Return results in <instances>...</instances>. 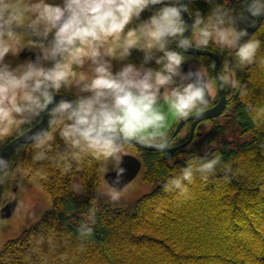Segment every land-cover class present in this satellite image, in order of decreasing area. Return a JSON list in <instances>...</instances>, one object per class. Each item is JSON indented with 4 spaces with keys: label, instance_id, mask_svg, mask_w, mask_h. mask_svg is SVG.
I'll use <instances>...</instances> for the list:
<instances>
[{
    "label": "clouds",
    "instance_id": "clouds-1",
    "mask_svg": "<svg viewBox=\"0 0 264 264\" xmlns=\"http://www.w3.org/2000/svg\"><path fill=\"white\" fill-rule=\"evenodd\" d=\"M205 2L211 9L206 17L192 11L196 0H0V188L8 187L15 199L28 191L25 177L33 187L44 188L52 182V170L66 178L94 163L103 164L105 176L115 173L114 185H120L126 175L125 146H148L166 155L173 147L170 119L202 118L217 93L205 63L183 72L190 50L214 46L218 53L227 52L231 59L224 61L216 83L225 93L238 90L246 101L249 89L236 74L256 65L264 47L247 31L264 17V0H243V10L230 7L231 0ZM145 12L151 17L141 21ZM25 50L35 54L34 61L15 67L7 62ZM134 52L143 57L138 66L130 62ZM65 94L74 99L56 103L55 97ZM247 109L253 124L264 128V109L251 103ZM45 116L47 129L29 135ZM20 140L29 146L31 159L13 167L3 153ZM221 164L218 153L187 159L163 191L189 199L197 177L207 185ZM231 171L224 166L227 183ZM71 188L81 192L79 185ZM109 189L111 202H118L123 189ZM31 218L39 220L34 212ZM94 224V213L79 223L81 241L93 235ZM33 240L22 264H49L58 253L61 264H67L69 254L62 250L67 241L43 232ZM0 264H15V259L0 256Z\"/></svg>",
    "mask_w": 264,
    "mask_h": 264
},
{
    "label": "trees",
    "instance_id": "trees-1",
    "mask_svg": "<svg viewBox=\"0 0 264 264\" xmlns=\"http://www.w3.org/2000/svg\"><path fill=\"white\" fill-rule=\"evenodd\" d=\"M254 36L264 43V24ZM262 63L264 47L256 65L237 72L250 95L244 101L238 90L233 91L226 127L210 128L189 150L175 154L174 166L167 164V155L144 154L143 182L153 189L135 202L122 198L111 202L101 189V163L66 178L52 170V182L40 188L51 197V209L9 241L0 256L22 264L33 237L43 232L67 241L62 249L69 254L67 264H264V128L253 124L247 109L248 103L264 109ZM56 143L63 148L58 137ZM217 153L222 164L216 176L207 185L197 177L189 186V199L163 191L187 159ZM30 159L29 146H23L11 163L24 167ZM224 166L232 169L230 183L223 179ZM72 185H79L81 192H73ZM90 213L95 216L93 235L81 241L79 223ZM49 264H61L59 253L49 258Z\"/></svg>",
    "mask_w": 264,
    "mask_h": 264
},
{
    "label": "flooded vegetation",
    "instance_id": "flooded-vegetation-1",
    "mask_svg": "<svg viewBox=\"0 0 264 264\" xmlns=\"http://www.w3.org/2000/svg\"><path fill=\"white\" fill-rule=\"evenodd\" d=\"M218 2L222 4L223 0H218ZM242 5H243V0H231L230 7L237 8L238 10H243ZM191 7H192V11L193 12H199L205 17L207 15H209L210 10H211L210 6L205 2V0H196V3H194ZM150 17H151V13L150 12H145L141 16V21H146ZM184 19L189 24L191 23V19H190V17L187 14H184ZM260 19L261 18L257 19L256 25L259 23ZM241 27L244 28L246 26L245 25H241ZM248 28L249 27H247V29ZM186 34H185L186 36H189L190 32L186 33ZM193 51H196V52H199V53H205L207 55L206 56L193 55V54L190 53V52H193ZM190 52L186 53V55H188L190 57V59L185 65L182 66L183 72L185 74H187L189 71H193L194 72V71H196L199 68L200 62H203V63H205L206 66H208L210 79L212 80L214 86L217 88V93H216L215 97L212 98V100L210 102V106H209V108L206 111V112H209L210 110H212V109H214L215 107L218 106V104L220 103V101L222 99V95H223V91L219 90V85L216 83V75H215L216 67L219 64L218 65V73L222 74L223 71H224V67H223L224 61L225 60H230L231 57L229 56V54L227 52L222 53V54L218 53L214 46H210L208 50L197 51V50L193 49V50H190ZM29 59L34 61L35 60V54L29 52L28 50H25L19 56V63H24V62L28 61ZM142 59H143V57H142L141 53L134 52L132 57H131V59H130V62H132V63H134V64H136L138 66L142 62ZM216 59H218V62H217ZM17 62H16L15 59H12V61H11L12 64H15V63L18 64ZM150 66L153 67L154 69L156 68L155 64L150 65ZM114 70L118 71L119 70V65H115L114 64ZM232 94H233V92L231 93V95ZM231 95H229V92H228V95H227V101L228 102H227V106L225 108V111H224L223 115L221 117H219V118H216V119L200 122L199 124H197L195 126L194 133H193V127L195 125L194 122L185 123L182 126V128H181V130L179 132H178L177 129H178L180 124H182L186 120H189V119H191L192 117H195V116L189 117V118H187L185 120H177L176 118H172L171 120L174 119L175 121H173L171 123L172 125L168 129V135H169V137L171 138V140L173 142V147L171 149H169L168 151H174L175 150V152H173L170 155H167L166 159L174 158L175 154H182V153L186 152L187 150H189V148L192 146V144L195 141H197L198 139L202 138L203 135L205 133H207V131L210 129V125L212 123H214L215 121H217V120L221 119L222 117H224L228 113V110L230 108V96ZM57 96L69 97L71 99H74V97L71 94L57 95ZM191 137H193V141H191V143L186 147L185 145H187L189 143ZM25 146H27V145H25ZM21 147H23V146H21ZM145 153H147V152L143 151V150H140V149L136 148L135 146H131V147L125 146V151H124L123 155L125 157V156H130V155H133V154L134 155L142 154L141 157H140L142 159L144 157ZM10 203L11 202L6 203L1 208L0 213Z\"/></svg>",
    "mask_w": 264,
    "mask_h": 264
},
{
    "label": "rangeland",
    "instance_id": "rangeland-1",
    "mask_svg": "<svg viewBox=\"0 0 264 264\" xmlns=\"http://www.w3.org/2000/svg\"><path fill=\"white\" fill-rule=\"evenodd\" d=\"M15 60L16 62L18 61L17 63H19V58H16ZM11 61L12 60L9 57L7 62L11 63ZM16 65H17L16 63L12 64L13 67H15ZM230 116H231V106L225 117H222L221 119L212 123L210 125V128L214 129V127L216 128L223 126L226 127V125L230 121ZM227 130H229V127ZM234 140L238 141L239 137H235ZM141 155L142 154L136 156L140 158ZM171 159L175 161L176 158H171ZM102 169H103V164L101 163L100 165V178L102 183L101 189L102 191L108 194L110 189L105 181V174L102 171ZM142 177H143V172L142 174L139 175V177L131 186H129L124 192L121 193L122 199L130 203H133L141 196L148 194L152 191L153 187L145 184L143 182ZM24 182L28 191L20 194L15 199L12 197L8 187L0 188V210L6 203L9 202L12 203L13 201L18 202L16 212L12 216V218L9 220H3L4 222L0 223V251L9 241L19 238L25 231H27L29 228L35 225L42 218V216L52 207L51 197L47 193H45L40 188L33 187L31 184H29L28 179L26 177L24 178ZM13 191H17V190L13 189ZM33 212L39 217V220L36 222H34V220L31 218V213Z\"/></svg>",
    "mask_w": 264,
    "mask_h": 264
},
{
    "label": "water",
    "instance_id": "water-1",
    "mask_svg": "<svg viewBox=\"0 0 264 264\" xmlns=\"http://www.w3.org/2000/svg\"><path fill=\"white\" fill-rule=\"evenodd\" d=\"M263 20H264V17H261V19L259 20V23L257 25H255V27H251V28L247 29L248 38L249 39L259 30ZM190 53L193 54V55H200V56H206L207 55L205 53H199V52H196V51H193V52H190ZM216 60L218 62V59H216ZM218 65H217L216 70H215L216 77L219 75V73H218ZM229 94H231V90L229 91ZM227 95H228V93H225L223 91L222 99H221V101H220V103L218 104L217 107H215L214 109L210 110L209 112H206L203 115V117L200 118V119H197L196 117H192L188 121L195 122V125H194V127H195L200 122L207 121V120H212V119H216V118L221 117L223 115L224 111H225L226 106H227V102H228L227 101ZM61 100L71 101L72 99L69 98V97H60V96H56L55 97L56 103H59ZM50 108H51V106H50ZM48 119L49 118L47 116H45L43 118V121L38 125V127L33 130V133H29V135L34 134L35 131H40L41 129H47V127H48ZM173 121H175V120L174 119L173 120L170 119L169 125H168V129L172 125L171 123ZM191 140L189 141V143L187 145H185L186 147L191 143ZM23 143H24V141L20 140V141H18L16 143L9 144L6 147V149L4 150V153H3L4 158L5 159H10V161H11L12 158L14 157L15 153L17 152V150L21 146H25ZM17 144H20L19 147H17ZM134 146L136 148H138L140 150H143V151H146V152L159 153L154 148H151V147H148V146H143V145H134ZM173 152H175V150L174 151H167L166 155H170ZM122 167L125 168L126 175L123 177L122 183L120 185H114V181L116 180V175L113 172L109 173V174H107L105 176V181H106V183L109 186H116V187H118L120 189H123L122 192H124L129 186H131L136 181V179L141 174L144 166H143L142 161H140L138 157L130 155V156H125L123 158ZM17 205H18V202H16V201L10 203L7 207H5L1 211L0 217L3 220L11 219L12 216L16 212Z\"/></svg>",
    "mask_w": 264,
    "mask_h": 264
},
{
    "label": "bare ground",
    "instance_id": "bare-ground-1",
    "mask_svg": "<svg viewBox=\"0 0 264 264\" xmlns=\"http://www.w3.org/2000/svg\"><path fill=\"white\" fill-rule=\"evenodd\" d=\"M263 22H264V20H263ZM263 22H262V24H261V27H262V25L264 24ZM261 27H260V28H261ZM249 28H251V27H249ZM260 28H259V30H260ZM259 30H258V31H259ZM258 31H257V32H258ZM257 32H256V33H257ZM256 33H255V34H256ZM255 34H254V35H255ZM254 35H253V36H254ZM10 58H11V60L14 59V58H12V57H10ZM186 121H187V122H193V121H188V120H186ZM186 121L179 125V127H178V129H177L178 132L181 130L182 126H183L185 123H187ZM194 123H195V122H194ZM194 129H195V127H193V133H194ZM191 139H192V140H191ZM191 139H190V140L193 141V137H191Z\"/></svg>",
    "mask_w": 264,
    "mask_h": 264
}]
</instances>
